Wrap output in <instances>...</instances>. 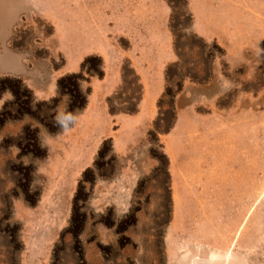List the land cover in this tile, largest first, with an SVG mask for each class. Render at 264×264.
<instances>
[{"label": "rangeland", "instance_id": "1", "mask_svg": "<svg viewBox=\"0 0 264 264\" xmlns=\"http://www.w3.org/2000/svg\"><path fill=\"white\" fill-rule=\"evenodd\" d=\"M170 1L0 0V264H264V0ZM137 40L152 80L171 56L154 106L109 112L129 76L53 131L59 78L92 54L106 75L95 45L132 66ZM168 85L176 118L150 139Z\"/></svg>", "mask_w": 264, "mask_h": 264}, {"label": "trees", "instance_id": "2", "mask_svg": "<svg viewBox=\"0 0 264 264\" xmlns=\"http://www.w3.org/2000/svg\"><path fill=\"white\" fill-rule=\"evenodd\" d=\"M170 3L171 1L168 0ZM185 2V1H184ZM186 4V2H185ZM186 9V7H185ZM172 15L170 20V29L174 35V45L176 49L178 48V40L181 38L180 29L177 28L175 20L179 18H186L191 22V15L187 10L178 11L172 5ZM190 24V23H189ZM181 53H179V57ZM97 61V65H93V61ZM171 66L169 67V69ZM169 69L166 71V79L170 81L169 78ZM88 75V78H87ZM98 77L103 79L105 76L104 69V61L100 55L92 54L85 57L84 61L81 64L80 71L68 73L61 78H59L57 82V95L51 98L50 103L52 104V108L55 111V115L58 118L56 121V128L53 131L69 128L73 125L74 119L77 113L83 111L88 104V96L91 93V87H84L86 82H89L91 77ZM129 76H133L139 83V94L137 96L131 95L126 98L124 101L125 104L119 105L115 100L117 99L116 95L109 96L107 98V103L109 107V112L112 115L119 113L126 114H134L138 112L139 102L143 95V86L140 82V78L134 68L131 66L128 59L124 60L123 68H122V77L123 82L126 83ZM171 98L174 100L175 94L172 93L169 85L166 87L162 96L158 101L159 113L156 119L153 122V127L149 131L148 136L151 139L152 137H158L160 133H166L170 131L174 120L176 118V107L175 102L167 103L166 99ZM66 98V109L63 114H58L57 110L60 103ZM120 98V97H119ZM29 99L30 96H29ZM135 100L136 102H132ZM112 141V138L108 139ZM106 141V140H105ZM90 171V169L86 170L84 175Z\"/></svg>", "mask_w": 264, "mask_h": 264}, {"label": "crops", "instance_id": "3", "mask_svg": "<svg viewBox=\"0 0 264 264\" xmlns=\"http://www.w3.org/2000/svg\"><path fill=\"white\" fill-rule=\"evenodd\" d=\"M70 30V28H69ZM74 31V29H73ZM68 35H66L67 37ZM71 36V35H69ZM68 36V37H69ZM74 37V33H73ZM97 47V45H95ZM93 48L92 51H98L101 53L107 63L106 75L103 79L93 78L92 79V92L89 96V105L88 108L92 107L95 100H102L106 96L114 93L122 84L123 77H122V69L120 68V61L119 59L114 58L112 50H108L102 47ZM132 47L135 49L134 51L129 50L127 52L128 58L130 59L133 68L135 69L136 73L138 74L140 81L143 86V95L139 103V114L145 112L147 108L153 107L157 101L159 94L163 91L165 82H166V65L167 62L171 59L170 57H161L156 60L158 66V73L156 75V79L152 80L150 66V59L146 54L147 47L143 42H139L138 40L136 43H133ZM91 52V51H88ZM84 54H87L84 53ZM84 54H80L77 57L76 61L70 60L68 63V71H77L80 68V61ZM138 114V115H139ZM130 115V114H129ZM135 117V116H131Z\"/></svg>", "mask_w": 264, "mask_h": 264}]
</instances>
